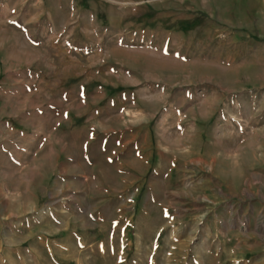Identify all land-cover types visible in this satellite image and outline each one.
<instances>
[{
  "label": "rangeland",
  "instance_id": "obj_1",
  "mask_svg": "<svg viewBox=\"0 0 264 264\" xmlns=\"http://www.w3.org/2000/svg\"><path fill=\"white\" fill-rule=\"evenodd\" d=\"M202 4L0 0V264H144L198 220L264 264V41Z\"/></svg>",
  "mask_w": 264,
  "mask_h": 264
},
{
  "label": "crops",
  "instance_id": "obj_2",
  "mask_svg": "<svg viewBox=\"0 0 264 264\" xmlns=\"http://www.w3.org/2000/svg\"><path fill=\"white\" fill-rule=\"evenodd\" d=\"M195 8L197 13L190 18L194 30L207 24L213 29L214 36L228 34L238 40H246L251 43L264 41V0H203L202 7ZM200 221L198 220V223L194 224L192 233L185 227L174 226L170 235L172 242H178L181 247H189L191 242L197 243L192 244L195 245L193 249L178 251L173 248L164 251L162 243L159 241L163 226L156 224L149 240L143 236L140 237V244L145 249L142 256L144 264H209V258L212 255L208 241L210 223L208 221L203 225L200 230L201 238L196 239L194 231L200 226ZM229 252L227 254L226 251H215L214 257L218 259L215 264H226L229 258L241 259L245 257L242 255V251L230 250ZM240 259L232 264H249L251 262L247 263L248 261L244 262ZM89 261V264H102L98 254L92 255ZM80 264L82 263L80 262Z\"/></svg>",
  "mask_w": 264,
  "mask_h": 264
}]
</instances>
